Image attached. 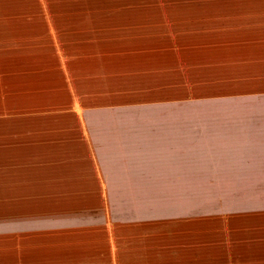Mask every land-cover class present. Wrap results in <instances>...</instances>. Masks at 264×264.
Returning <instances> with one entry per match:
<instances>
[{
	"label": "rangeland",
	"instance_id": "374dc122",
	"mask_svg": "<svg viewBox=\"0 0 264 264\" xmlns=\"http://www.w3.org/2000/svg\"><path fill=\"white\" fill-rule=\"evenodd\" d=\"M38 1L0 0V12H11L0 17V24L11 36L19 35L18 46L35 54L45 44L38 28L58 36V24H64L61 29L71 42H83L85 90H109L98 103H87L88 109L113 110L121 126L116 142L131 150L118 154L115 146L109 178L94 164L95 182L80 188L69 182L78 172L77 162L74 168L62 162L18 163L19 186L13 177L0 178V232L26 239L37 235L35 264H123L113 261V225L118 241L130 245L126 253L133 256L127 264L151 258L161 264H241L240 237L232 224L227 236L225 232L228 188L240 180L238 147L225 144L224 130L217 128L214 117L211 124L209 99L199 89L194 97L192 50L184 48L187 35L178 33L176 19L164 16L161 0ZM45 12L62 16L40 19ZM17 60L24 61L21 55ZM114 68V73L108 70ZM103 71L109 75L105 87ZM119 155L132 162L133 171L151 176L116 184ZM60 174L70 178L56 183L51 176ZM23 189L26 193L15 194ZM53 193L64 195V204H84V235L71 240L59 235L55 241L69 250H55L37 232L40 226L52 227L37 211L39 205L61 204L58 198L50 201ZM28 211L36 214L27 217L23 213ZM28 223H34L35 233ZM16 245L10 243L9 264L18 255Z\"/></svg>",
	"mask_w": 264,
	"mask_h": 264
},
{
	"label": "crops",
	"instance_id": "0c3cea01",
	"mask_svg": "<svg viewBox=\"0 0 264 264\" xmlns=\"http://www.w3.org/2000/svg\"><path fill=\"white\" fill-rule=\"evenodd\" d=\"M161 2L164 16L166 13L168 19H176L178 33L187 35L184 48L192 50L194 97L199 89L200 96L209 99L207 108L211 124L214 117L217 128L224 130L225 144L238 147L235 162L240 180L239 184L228 188L231 201L229 203L228 191L226 236L232 224V232L240 237L241 264H264V0ZM9 13L0 12V17ZM43 16L62 15L45 12L39 18ZM2 26L0 24V178L13 177L12 182L19 186L18 177L22 175L14 170L19 168L18 163L45 161L62 162L72 168L73 163H79L78 172L71 178L66 174L51 176L56 178V183L68 176L71 186L84 187V182L92 185L90 183L96 180L94 164L106 172L104 177L109 178L111 163H114L109 158L115 146L118 154L131 149L129 145L123 146L119 139L116 142L121 126L120 117L116 119L113 110L103 106L88 109L87 103H98L109 90L93 91V94L85 90L83 42H71L61 29L64 24H58V36L40 32L46 27L38 28L39 39L45 44L42 52L35 54L18 46L19 35L11 36ZM80 39H84L83 35ZM72 50L78 52L71 53ZM18 55L22 56L23 62L19 63ZM108 70L115 72V68ZM101 76L105 80L109 75L103 71ZM108 81L105 80L104 87L109 85ZM120 157L117 156L115 161L118 169L116 184L151 176L133 171L132 162ZM27 178L23 187H27ZM16 192L17 195L26 193L24 189ZM51 195H54L51 202L58 198L61 204L39 205L37 213L41 214V221H48L52 227L47 229L43 225L39 231L34 223L26 225L31 232L35 233L37 229L40 237L49 238L55 250H69L71 247H63L55 241L59 235L70 240L84 235V204H64L61 201L63 195ZM23 214L29 217L36 212ZM36 236L33 234L26 239L24 235L1 231L0 264H9L10 243H17L18 254L11 258L10 264H35V254L39 255L34 243ZM111 239L114 263L116 259L127 264L133 256L126 253L131 250L130 245H123L120 238L118 241L115 225ZM25 242L28 243L26 246ZM158 263L161 261L151 258L143 264Z\"/></svg>",
	"mask_w": 264,
	"mask_h": 264
},
{
	"label": "trees",
	"instance_id": "16d2710c",
	"mask_svg": "<svg viewBox=\"0 0 264 264\" xmlns=\"http://www.w3.org/2000/svg\"><path fill=\"white\" fill-rule=\"evenodd\" d=\"M37 1H38V0H37ZM34 2H35V1H33V3H34ZM38 3H40V2L38 1ZM87 180H89V181L91 182L92 179H87ZM63 196H64V195H63Z\"/></svg>",
	"mask_w": 264,
	"mask_h": 264
}]
</instances>
